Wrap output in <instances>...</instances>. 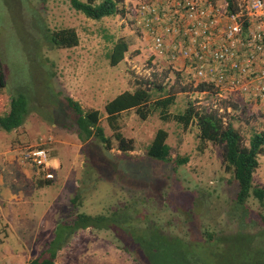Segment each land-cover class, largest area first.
I'll return each mask as SVG.
<instances>
[{
	"label": "rangeland",
	"instance_id": "1",
	"mask_svg": "<svg viewBox=\"0 0 264 264\" xmlns=\"http://www.w3.org/2000/svg\"><path fill=\"white\" fill-rule=\"evenodd\" d=\"M128 2L118 0L122 13L94 20L72 9L66 0H0L4 80L0 115L9 110L12 97L29 94L21 125L11 131L0 129V264H25L36 258L48 247L56 225L72 222L78 213L110 215L132 202L136 206L130 214L138 227H153L192 244L187 260L176 256L180 250L167 251L157 253L159 264H264V233L259 234L264 229L259 218L262 208L249 197L244 212L237 211V183L224 170L220 150L198 139L195 124L185 127L173 119L163 120L158 110L146 119L134 109L126 110L117 116L116 125L132 140L133 149H118L104 105L120 92L133 91L138 82L150 83L153 98L174 93L170 114L182 112L191 102L197 110H214L231 122L246 143L252 133L264 131V115L254 102L225 91L202 92L199 81L158 61L148 42L124 18ZM39 24L52 30L73 28L77 45L59 48L46 43ZM118 39L126 40L128 49L120 62L110 65L107 52ZM156 84L163 90L154 91ZM66 96L84 109L100 111L98 124L108 143L97 135L85 141L78 138L76 115ZM159 128L167 131L171 150L187 156L185 164L176 166L146 155ZM40 142L45 143L54 173L51 183L43 186L38 185L44 179L36 167L18 162L20 152ZM258 162L253 182L264 186V150ZM239 228L254 234L248 246L240 238L227 244L204 241L205 229L227 240ZM53 264L143 262L113 229L87 227L68 237Z\"/></svg>",
	"mask_w": 264,
	"mask_h": 264
},
{
	"label": "trees",
	"instance_id": "2",
	"mask_svg": "<svg viewBox=\"0 0 264 264\" xmlns=\"http://www.w3.org/2000/svg\"><path fill=\"white\" fill-rule=\"evenodd\" d=\"M66 1L72 9L94 20H100L103 17L112 16L122 11L118 7V0ZM225 1L228 11L237 9L236 0ZM37 29L43 40L52 46L70 48L78 43V36L73 28L52 30L44 26V24H39ZM35 44L38 45L36 42ZM127 49L128 43L126 40H115L107 52L109 64L116 65L120 62ZM3 81V73L0 72V86H3ZM152 89L160 92L163 87L160 84H156ZM198 89L201 91L212 89V85L201 82L198 85ZM153 93L150 83L138 82L137 87L133 91L120 92L105 103L104 112L109 126L114 131L113 137L118 143V149L121 151L133 149L132 140L126 139L119 132L116 125L117 116L126 110L134 109L141 119H146L152 112L158 110L163 120L173 119L185 127L195 124L198 128V139L201 142H210L220 150L224 170L230 172L237 183V192L234 199L237 211L244 212V208H246L245 202L249 197H253L262 208L259 218L264 223V186L256 185L253 182V174L259 165L258 155L264 150V131L252 133L246 143L240 131L231 122L223 120L222 116L216 114L214 110L202 112L197 110L190 102L182 112L170 114L168 108L174 103V93L167 92L164 96L158 98H153ZM28 96V93L21 92L11 98L9 110L4 115H0V129L11 131L21 125L28 108ZM65 100L68 107L76 115L75 122L78 128V138L81 141H85L93 135H97L102 142L108 143V138L105 137L102 127L98 124L101 117L100 111L97 109H84L77 100L70 96H66ZM166 138L167 131L159 128L155 132L151 143L146 147V155L149 158L173 163L176 166L185 164L188 160L187 156L173 152L167 144ZM50 183L51 180L46 179L38 181L39 186ZM135 206L136 204L132 202L121 209L111 212L110 215L100 214L92 216L81 212L70 223H58L55 235L50 240L48 247L39 256L25 264H53L58 250L65 244L68 237L75 231L87 227L113 229L119 240L134 247L137 257L141 259L143 264H159L161 258L158 257L157 253L161 255L167 251L175 254L180 250L176 253V256L187 260L188 256L186 253L192 244L179 237L163 235V233L153 227H138L135 224L136 218H132L130 214L131 210L135 212ZM130 230L133 233L129 234ZM142 232H144V235H141ZM261 233H264V229L263 232H259L260 236ZM204 235L207 238L204 241L208 243L220 240L221 243L226 242L227 244L228 241L234 238L235 240L240 238L248 246L255 240L253 239L254 234L245 232L244 228H239L233 233V236H228L227 240H224L222 236H214V232H210L208 229L204 230ZM196 244L203 245L198 242ZM125 249L127 250L128 247L125 246ZM188 262L185 263L188 264Z\"/></svg>",
	"mask_w": 264,
	"mask_h": 264
},
{
	"label": "built area",
	"instance_id": "3",
	"mask_svg": "<svg viewBox=\"0 0 264 264\" xmlns=\"http://www.w3.org/2000/svg\"><path fill=\"white\" fill-rule=\"evenodd\" d=\"M124 18L158 61L212 85L202 92L237 94L264 115V0L237 1L235 11L214 0H130ZM44 144L26 147L18 161L52 180Z\"/></svg>",
	"mask_w": 264,
	"mask_h": 264
},
{
	"label": "crops",
	"instance_id": "4",
	"mask_svg": "<svg viewBox=\"0 0 264 264\" xmlns=\"http://www.w3.org/2000/svg\"><path fill=\"white\" fill-rule=\"evenodd\" d=\"M19 162V161H18Z\"/></svg>",
	"mask_w": 264,
	"mask_h": 264
}]
</instances>
